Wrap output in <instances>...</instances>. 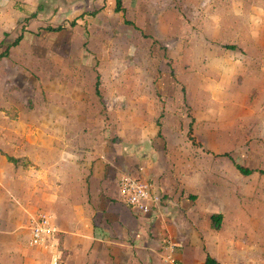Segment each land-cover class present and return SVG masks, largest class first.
Instances as JSON below:
<instances>
[{
    "label": "rangeland",
    "instance_id": "rangeland-1",
    "mask_svg": "<svg viewBox=\"0 0 264 264\" xmlns=\"http://www.w3.org/2000/svg\"><path fill=\"white\" fill-rule=\"evenodd\" d=\"M122 1L124 13L115 12L116 0L6 6L0 41L15 40L22 20L37 17L0 61V107L9 110L0 117L43 118L49 103H79L85 122L74 132L99 131L117 144L118 135L131 136L132 153L155 162L157 172L173 179L189 172L201 190L191 197L195 208L233 201L264 221V175L243 176L231 159L215 155L264 170V0ZM40 2L47 12H35ZM85 11L95 14L81 17ZM78 15L79 27H65ZM47 24L62 29L50 33ZM192 121L201 146L187 137ZM244 239L256 250L257 239Z\"/></svg>",
    "mask_w": 264,
    "mask_h": 264
},
{
    "label": "crops",
    "instance_id": "crops-1",
    "mask_svg": "<svg viewBox=\"0 0 264 264\" xmlns=\"http://www.w3.org/2000/svg\"><path fill=\"white\" fill-rule=\"evenodd\" d=\"M19 2L0 0V18L6 6L15 9ZM45 4L35 3L40 8L35 12H47ZM36 17L35 13L22 20L19 35L23 25L24 37L30 32L29 22ZM73 21L72 28L79 27V15L65 27ZM48 28L59 27H42L50 32ZM16 47L0 61L9 59ZM59 106L47 104L43 118L0 117V264L51 263L48 252L29 244L31 225L40 213L51 214L59 229V264H171L170 259L204 264L207 254L220 264H264V248L258 244L260 232L264 239V221L252 220L233 201L222 202L219 208L201 203L195 208L198 200L192 196L201 190L193 188L189 172L176 179L171 172H157L152 168L155 162L149 165L132 153L137 139L131 136L118 135L117 144L99 131L74 132L85 122L79 117V103ZM8 112L0 107V114ZM152 152L160 159L159 151ZM8 156L19 162H10ZM123 175L151 182L163 196L161 204L150 213L127 205L118 185ZM214 213L223 215L219 230L211 226ZM247 236L257 239L256 250L243 240Z\"/></svg>",
    "mask_w": 264,
    "mask_h": 264
},
{
    "label": "built area",
    "instance_id": "built-area-1",
    "mask_svg": "<svg viewBox=\"0 0 264 264\" xmlns=\"http://www.w3.org/2000/svg\"><path fill=\"white\" fill-rule=\"evenodd\" d=\"M118 185L123 201L140 213H150L163 200V196L155 191L154 185L142 178L123 175ZM30 231V246L48 252L51 255L50 264H59V229L54 217L49 213H40L32 223ZM170 263L177 264L174 259H170Z\"/></svg>",
    "mask_w": 264,
    "mask_h": 264
},
{
    "label": "trees",
    "instance_id": "trees-1",
    "mask_svg": "<svg viewBox=\"0 0 264 264\" xmlns=\"http://www.w3.org/2000/svg\"><path fill=\"white\" fill-rule=\"evenodd\" d=\"M115 12L117 13H120V12H125V8H124V5H123V1L122 0H116V3H115ZM95 14V11L94 12H90V11H85L81 17H85L86 15H94ZM127 24H132L128 21H126ZM76 25V21H73L71 23V26H75ZM62 28L59 27V28H48V30L50 32H56L58 30H61ZM26 31V25H23L22 27V32L21 34L11 43V44H7L4 46V43H1L0 44V59H4V58H8L10 56V49L12 47H16L18 46L21 41L23 40L24 38V32ZM2 47L4 50H2ZM231 49H233L234 47H229ZM100 86H101V79H100V74L97 72V76H96V83H95V91H96V94L98 96H100ZM193 122L192 121L189 125V130H188V133H187V137L188 139L191 141V143L195 146H201V144L196 140L195 136H194V131H193ZM160 134V133H158ZM216 156H224V157H228L229 159L232 160L235 168L239 171V173L243 176H251L252 174L254 173H259L261 175H264V170L262 169H251V168H248V167H245L239 163H236L230 153H224L222 155H217L215 154ZM8 159L10 162H13L14 164H17L19 162L18 159H15V158H12V157H9L8 156ZM191 198V197H190ZM222 221H223V215L222 213H214L212 216H211V226L213 229H216V230H219L220 227H221V224H222ZM58 238H59V250L62 251V241H61V235L59 234L58 235ZM204 264H220L214 257H212L210 254H207V257L205 259V263Z\"/></svg>",
    "mask_w": 264,
    "mask_h": 264
}]
</instances>
